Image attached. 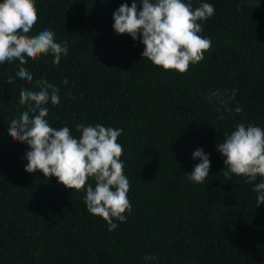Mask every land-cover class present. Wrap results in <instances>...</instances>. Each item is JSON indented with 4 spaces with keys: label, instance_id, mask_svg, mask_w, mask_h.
Masks as SVG:
<instances>
[{
    "label": "trees",
    "instance_id": "16d2710c",
    "mask_svg": "<svg viewBox=\"0 0 264 264\" xmlns=\"http://www.w3.org/2000/svg\"><path fill=\"white\" fill-rule=\"evenodd\" d=\"M182 2L215 9L198 21L211 47L183 73L154 65L139 38L114 31L113 12L132 0H34L28 35L53 30L68 53L59 64L51 53L0 64V264H264V203L254 191L264 178L227 180L216 150L239 123L264 129V0ZM20 67L32 82L20 80ZM41 77L59 88V105H45L50 127L67 126L75 138L78 123L123 129L131 210L125 222L113 218V231L84 201L93 177L77 191L26 172L29 145L8 135L28 107L20 91H38ZM197 148L211 162L202 183L188 178Z\"/></svg>",
    "mask_w": 264,
    "mask_h": 264
},
{
    "label": "clouds",
    "instance_id": "9594fccd",
    "mask_svg": "<svg viewBox=\"0 0 264 264\" xmlns=\"http://www.w3.org/2000/svg\"><path fill=\"white\" fill-rule=\"evenodd\" d=\"M140 4L138 11L137 0H132L131 6L122 3L112 18L116 33H128L133 40L139 38L145 45L142 57L163 69L181 73L188 70L190 63L204 59L211 40L198 35L203 32V25L198 21L203 22L214 15L213 5L203 3L193 10L191 3L182 0H140ZM36 20L34 0H0V64L19 60L24 65L28 60L34 61L41 54L49 53L53 55L52 63L59 64L61 57L67 55V42L57 43L53 30L45 28L36 36L28 35ZM16 75L23 81L34 79L24 67H20ZM12 82L13 78L9 77L7 83ZM63 83H68L67 78ZM35 84L38 91H20V104L28 107L8 128V135L13 140L29 145L25 171L39 170L46 178L55 176L60 184L77 191L93 177L95 187L88 184L84 197L87 209L102 217L109 231L115 230L118 224L113 218L125 222L127 217L123 213L131 210L127 196L129 180L120 159L123 147L117 143L123 129L78 123L76 130L81 135L75 138L67 126L50 127L46 119L49 110L45 105L49 101L54 106L59 105V88L43 77ZM236 91H232L229 99L235 98ZM235 111L241 112L242 108L238 106ZM216 150L225 157L227 180H231V174L246 177V182H255L258 176L264 178V129L261 127L243 122L237 124L231 134L225 133L224 141L216 145ZM192 158H198L200 162L188 178L202 183L209 176V154L197 148ZM254 191L257 193L256 205L264 203V180L254 184ZM145 259L156 258L146 255Z\"/></svg>",
    "mask_w": 264,
    "mask_h": 264
}]
</instances>
